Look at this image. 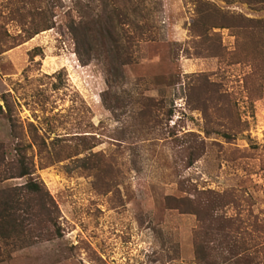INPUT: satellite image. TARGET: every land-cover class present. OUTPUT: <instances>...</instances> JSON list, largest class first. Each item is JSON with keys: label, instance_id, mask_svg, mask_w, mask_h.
<instances>
[{"label": "rangeland", "instance_id": "1", "mask_svg": "<svg viewBox=\"0 0 264 264\" xmlns=\"http://www.w3.org/2000/svg\"><path fill=\"white\" fill-rule=\"evenodd\" d=\"M55 1L54 27L25 39L22 23L11 13L22 3L0 0V105L6 95L26 142L29 123L47 143L60 138L66 139L61 144L74 147L81 135H88L87 141L97 144L91 149L98 154L95 160L112 172L94 174L72 159L49 165L33 146V177L44 182L56 201L62 235L16 248L2 245L0 264H194L195 216L166 205L167 195H183L176 184L179 177L198 188L234 193L237 206L230 204L226 213H240L245 225L256 217L264 224V78L256 77L247 62L230 63L233 55L255 57L254 39L241 34L237 41L231 30L221 29L222 61L196 57L189 35L194 0H159L155 39L134 43L132 63L122 67L113 83L101 62L78 59L67 30L70 15L77 16L69 11L76 0ZM205 1L244 19L264 20V9ZM199 73L229 95L216 107L208 102L204 114L191 109L187 91ZM109 79L108 98L113 102L116 93L123 101L114 113L103 103ZM142 96L164 99L173 109L172 119L151 132L140 128L133 101ZM174 129L177 135L171 136ZM205 129L211 135L205 138L203 156L185 168L178 155L185 145L183 134L193 131L204 137ZM222 132L234 136L228 140ZM16 142L3 108L0 143L8 158Z\"/></svg>", "mask_w": 264, "mask_h": 264}, {"label": "trees", "instance_id": "2", "mask_svg": "<svg viewBox=\"0 0 264 264\" xmlns=\"http://www.w3.org/2000/svg\"><path fill=\"white\" fill-rule=\"evenodd\" d=\"M16 1L22 6L17 5L11 13L22 23L25 39L54 27V9L58 6L55 0ZM220 1L264 9V0ZM159 4V0H76L69 11H75L77 16L70 15L67 30L74 41L79 61L83 64L93 60L101 62L115 83L122 75V67L132 63L134 43L155 39L154 14L160 9ZM193 7L194 15L189 25L193 55L213 56L222 61L226 49L219 31L231 30L237 41L241 34L253 38L257 54L250 60L233 55L230 63L247 62L253 67L256 77L264 78V20L244 19L240 14L223 11L215 3L205 0H194ZM194 77L195 83L187 86L189 102L193 101L191 109L204 114L208 102L216 107L217 102L228 100L229 95L211 83L207 74L199 73ZM108 83L110 88L103 93V103L114 113L116 108L123 105V101L116 93L112 95L113 102L108 98L111 79ZM2 101L0 114L5 108L9 114L11 134L17 142L12 158L7 157L4 145L0 143V262L4 258L2 245L16 248L62 235L59 207L44 182L33 177L36 170L31 154L33 146L37 154L47 156L49 165L72 159L94 174L112 172L111 166L105 168L95 160L98 154L92 153L91 149L97 144L87 141L88 135H81L74 147L61 144L66 139L60 138L47 143L36 126L29 123L30 142H26V135L13 116V107L6 95H3ZM133 102L136 104L134 120L147 132L163 125V120L168 122L173 117V109L165 105L164 99L142 96ZM160 114L164 118H160ZM170 134L175 136L177 131L171 130ZM204 134V137L193 131L183 134L185 145L179 149L178 155L183 156L181 160L185 168L203 156L205 138L210 137V130L205 129ZM233 134L222 132V136L228 140L232 139ZM92 138L96 139L95 136ZM84 152L89 153L80 156ZM24 177H28V180L22 184L1 186L6 181ZM176 184L183 195H167L166 205L180 214L195 216L194 264H264V224L256 217L250 225H245L246 221L240 213H226L225 209L230 204L237 206L238 199L234 193L198 188L185 177H179Z\"/></svg>", "mask_w": 264, "mask_h": 264}]
</instances>
